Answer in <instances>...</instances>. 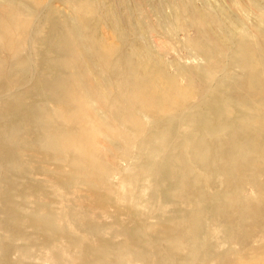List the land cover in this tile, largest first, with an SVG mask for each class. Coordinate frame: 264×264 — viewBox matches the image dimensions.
I'll return each instance as SVG.
<instances>
[{
    "label": "bare ground",
    "instance_id": "obj_1",
    "mask_svg": "<svg viewBox=\"0 0 264 264\" xmlns=\"http://www.w3.org/2000/svg\"><path fill=\"white\" fill-rule=\"evenodd\" d=\"M43 1L0 0V50L3 52L9 48L7 54L0 52V155L5 162L10 160L26 163L30 173H41L47 179V183H44L33 174L15 194L2 196L1 187L0 229L5 232L6 240L14 237L24 238V231L31 228L33 236L30 240L46 243L47 249L53 250L50 253L53 256L58 253L54 251L55 245L50 244V235L52 233L59 237V232L54 224L48 191L56 187L66 197V187L75 183L81 175L87 179V164L94 167L101 147H112L115 144V136L129 144L132 141L131 134H138L141 137V140L137 141L139 147L148 145L153 148L152 145H155V148H159L170 138L163 134L166 128H172L173 121H183L185 130L181 139L187 145H193V156L190 155L192 151L187 149L177 152L182 156L188 171L183 168L185 170L177 171L173 177L179 179L186 174L194 187L213 184L216 175L226 173L227 167L220 172L216 169L220 151L218 148H210L203 138H209L214 143L216 139L225 143L218 131L227 132L233 127V120L228 115L235 114L238 107L248 109L250 103H259V97L247 89V83L258 82L264 86V30L260 21L255 27H247L243 18L235 17L240 20L239 24L244 32L236 41L237 47L230 61L256 69L254 73H257L236 85V88L240 89L238 97H226L223 93V83L216 87L217 82L213 85L216 88L213 87L215 89L211 93L207 92L202 104L193 107L190 104L191 108L185 115L181 112L175 114L177 108L192 94L193 86L197 85L196 76L191 69L176 67V75L181 73L189 77V85L181 87L176 82V75L166 73L162 59L152 52L151 45L145 38L149 24L143 16L148 15L147 7H151L159 16L157 24L166 25L163 27L166 33L171 32L184 14V9H181L184 4L172 5L173 11L166 18L161 14V4H150V0H135L133 5H129L132 0H70L67 2L71 11L68 15L55 8L44 14L47 3ZM194 6L192 11L196 20L193 22L200 33L195 39L196 52L205 60L207 67L222 69L223 61L219 59L224 55L223 50L228 48L229 43L226 44L225 35L215 37L209 34L211 30L207 28L210 23L207 21L210 17L201 8ZM186 7L185 10L188 11ZM35 11L37 14L42 12V21L35 20ZM104 26L109 30L105 36L99 31V28ZM54 28H58L60 32L54 33ZM210 35L221 43L219 54H215L208 47L206 40H211ZM250 36L253 37L250 39L255 40L254 43L248 39ZM256 45H260L262 50L254 49L258 48ZM24 78V82L30 83L29 87L23 90L19 88L20 91H17L13 85L26 86ZM219 91L222 93L218 94ZM225 100L235 107L233 111L214 108V103ZM136 110H143L150 122L161 121L160 111L167 115L161 117L162 123L159 127L148 125L146 129L137 117ZM129 122H135L139 126H129ZM247 122L249 120L245 121ZM254 137L255 135L252 136ZM258 137L264 138V129L258 132ZM4 138L10 142L4 144ZM250 143L247 141L243 146ZM260 146L264 147V144L260 143ZM203 159L207 162H203ZM179 163L180 161L171 163V166L174 169ZM71 165L73 167L69 168ZM202 173L206 174V177H203ZM4 178L6 179V176ZM31 181L36 182L38 187L29 183ZM9 183L12 186L10 181ZM186 184L187 186H182L186 187L181 191L182 194L196 200L189 201L193 208L189 214V225L183 229V233L189 240L195 241L198 237L197 225L201 220H205L207 213L214 212V205L210 202L213 197L208 201H200L203 187L190 188L189 184ZM65 207L61 221H65L67 214L73 210ZM177 215L178 213L174 214L175 217ZM74 222L81 223V218H76ZM70 225L71 223L69 228ZM87 226L90 230L94 229L91 224ZM63 232L60 237L66 240L65 243L69 247L85 249L81 247V243L87 234L79 242L69 237L64 228ZM107 244L100 241V250L107 249ZM125 244L132 246L127 235ZM26 245L28 244L24 243V248ZM88 248L93 249L92 254L97 255L98 248ZM8 250L9 247L4 245L3 252L7 253ZM90 258L92 256L89 254L84 261L79 262L78 258L75 260L77 264H91L93 261ZM4 261L0 259V264H5ZM95 261L97 262L94 264H113L111 260L96 258ZM123 262L122 259L114 260V264Z\"/></svg>",
    "mask_w": 264,
    "mask_h": 264
},
{
    "label": "rangeland",
    "instance_id": "obj_2",
    "mask_svg": "<svg viewBox=\"0 0 264 264\" xmlns=\"http://www.w3.org/2000/svg\"><path fill=\"white\" fill-rule=\"evenodd\" d=\"M69 1L44 0L43 2L47 3L44 14L52 8L58 9L64 15L70 14L71 11L67 5ZM132 1H129V5H133L135 0ZM158 2L162 6L161 14L164 17L172 13V5L182 3L185 6L181 8L184 9L181 20H178L179 23L174 25V30L167 32L168 34L163 28L166 25L157 24L160 19L156 11L147 7L148 15L143 16L149 24L145 38L150 43L152 52L162 59L168 75L175 76V68L181 66L191 69L190 71L196 76L197 85L193 86L192 94L177 108L175 114L181 112L185 115L191 106L202 104L207 92L211 93L219 86V83H223V93L226 97H238L240 89L238 90L236 85L257 73H254L256 69L244 66L240 62L234 64L230 61L237 47L236 41L243 36L244 32L239 24L240 20L235 17L243 18L247 27H255V24L260 21L264 30V0H150L148 3ZM194 5L210 17L207 21L210 23L207 29L212 32L208 33L215 37L225 35L226 44L229 43L228 48L223 50L224 55H221L219 59L223 61L222 69L207 67L205 60L196 52L195 39L200 33L193 22L196 20L192 11ZM185 7L189 10L186 11ZM36 14L35 11L34 16ZM42 16V12L37 14L35 20L42 21ZM99 31L103 36L108 35L109 32L106 26L100 27ZM58 32H60L59 29H55L54 33ZM213 36L210 41L205 40L208 42L209 49L219 54L222 46ZM250 38L253 37L250 36L248 39ZM250 41L255 42L254 39ZM256 46L258 48L254 49L262 50L260 45ZM7 49L3 50L4 53L2 50L0 52L7 54ZM0 57L2 58V55ZM176 76L178 85L180 84L181 87L189 85L188 76L181 73ZM24 80L25 78L23 82ZM29 84L13 86L18 91L19 88L27 89ZM247 84V89L259 97V103L254 104L256 101L250 103L248 109H241L236 105L239 108L236 109V113L228 115L233 120V127L227 132L218 131L225 143L219 142L218 139L214 143L209 138H203L210 148H218L217 150L220 151L219 160L216 162L218 172L227 167L225 174L216 175L215 183L192 187L193 182L189 181L186 174L179 179L173 177L177 171L185 169L188 171L182 156L177 152L187 149L192 151L190 155L193 153V145H187L181 139V134L183 135L185 130L183 121H179L181 123L173 121L175 126L166 128L163 134L170 138H167L159 148H155V145H152L153 148L148 145L139 147L137 141L141 140V137L138 134H131L132 141L129 144H126L119 136H115V144L112 147H101L95 159L96 165L92 167L87 164L86 170L89 171L87 179L81 175L75 183L66 187L68 193L66 197L56 187L51 188L47 193L53 210L54 224L59 232V237L51 233L50 244L55 245L54 251L58 254L52 256L50 253L53 250H48L46 243L41 240H30L33 236L31 228L24 231V238L14 237L6 240H4L5 232L0 229V259L5 260V264H77V260L84 261L90 254V257L92 256L90 259L93 261L91 264L97 262L96 258L111 260L113 264L114 260L121 259L124 261L121 264H264V147L260 146V143L264 144V138L258 137V132L264 129V86L258 82ZM209 87H211L210 90ZM219 93L222 92L219 91ZM214 108L229 111L235 109L232 103L226 100L214 103ZM142 111L136 110L135 113L146 129L148 125L153 128L159 127L162 123L161 117L167 115L160 111L159 120L161 121L150 122L149 117ZM246 120L249 122L245 123ZM128 125L139 126L135 122H129ZM254 135L255 137L252 138ZM247 141L251 143L243 146ZM8 142H10L9 139L3 141L4 144ZM179 161V166L173 169L171 163L175 164ZM202 161L207 162L204 159ZM71 167L73 165L69 168ZM33 174L36 179L47 183V179L41 173H30L26 163L10 160L5 162L0 155L2 196L18 192L17 190L23 187L24 181L32 178ZM202 176L206 177V174L202 173ZM29 183L38 187L34 181ZM186 183L190 188L203 187V196L201 200L199 199L200 201H208L213 197L210 202L214 205V212L207 213L206 217L204 216L205 220H201V223L197 225L198 237L195 241L189 240L183 233V229L189 225V214L193 208L189 201L196 200L182 194L181 191L186 188L182 186H187ZM160 192L163 195H157ZM3 206L2 202V208ZM65 206L73 210L72 213L67 214L65 221H61ZM175 213H178V217L174 216ZM75 217L81 218V223L74 222ZM70 223L72 228H69ZM87 224L93 225L94 229L90 230ZM63 228L69 237L79 242L87 234V239L84 238L81 243V247L85 249L69 247L65 243L66 240L60 237L64 234ZM126 235L129 236L132 246L125 244ZM174 239L177 241H173ZM100 241L109 244L107 249L100 250ZM24 243L28 244L25 248ZM3 244L9 247L7 253L3 252ZM88 247L98 248L97 255L92 254L93 249ZM194 247L195 250H193ZM74 257L78 259L75 260Z\"/></svg>",
    "mask_w": 264,
    "mask_h": 264
}]
</instances>
